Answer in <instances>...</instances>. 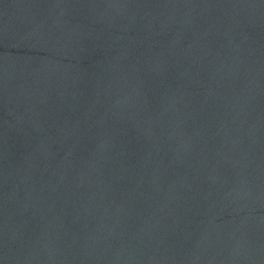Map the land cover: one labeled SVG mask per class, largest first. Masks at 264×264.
I'll return each instance as SVG.
<instances>
[{
    "label": "water",
    "instance_id": "water-1",
    "mask_svg": "<svg viewBox=\"0 0 264 264\" xmlns=\"http://www.w3.org/2000/svg\"><path fill=\"white\" fill-rule=\"evenodd\" d=\"M0 264H264V0H0Z\"/></svg>",
    "mask_w": 264,
    "mask_h": 264
}]
</instances>
